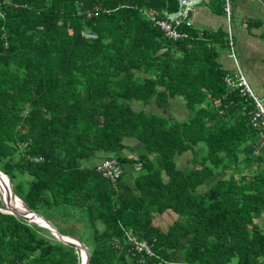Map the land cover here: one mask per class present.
Here are the masks:
<instances>
[{
  "label": "trees",
  "instance_id": "obj_1",
  "mask_svg": "<svg viewBox=\"0 0 264 264\" xmlns=\"http://www.w3.org/2000/svg\"><path fill=\"white\" fill-rule=\"evenodd\" d=\"M176 9L177 0H0V171L57 230L55 211L85 222L89 244L78 240L90 264H175L174 255L264 264L251 101L224 82L225 34L192 23L173 41L143 14ZM177 100L185 118L173 112ZM134 144L137 158L124 154ZM186 153L192 167L181 168ZM108 158L123 169L115 185L98 172ZM242 165L250 177L237 181ZM128 233L156 257L133 254ZM0 264H80V253L0 212Z\"/></svg>",
  "mask_w": 264,
  "mask_h": 264
},
{
  "label": "crops",
  "instance_id": "obj_2",
  "mask_svg": "<svg viewBox=\"0 0 264 264\" xmlns=\"http://www.w3.org/2000/svg\"><path fill=\"white\" fill-rule=\"evenodd\" d=\"M234 43L236 60L228 57L225 45H217L220 54L219 63L229 74L237 73L244 76L252 91L260 97H264V0H232ZM193 27L198 32L211 33L213 35L227 31L226 19L221 11V3L216 0H205L191 16ZM218 32V33H217ZM260 134V132L258 131ZM134 148V146L132 147ZM128 154L130 156H134ZM252 162V170L257 175H264V148L257 149ZM190 160V159H189ZM181 168L192 167L191 162L181 165ZM237 181L249 176V169L242 165L236 171ZM228 179L229 172H220L217 176ZM240 178V179H239ZM131 181V179H128ZM214 181L203 188V192L213 185ZM157 221V220H156ZM255 225L264 236V209L255 219Z\"/></svg>",
  "mask_w": 264,
  "mask_h": 264
},
{
  "label": "built area",
  "instance_id": "obj_3",
  "mask_svg": "<svg viewBox=\"0 0 264 264\" xmlns=\"http://www.w3.org/2000/svg\"><path fill=\"white\" fill-rule=\"evenodd\" d=\"M220 1L222 13L227 23V31L224 36V41L226 47L229 48L228 57L236 60L234 32L232 27V0ZM203 2H205V0H177V9L173 12L164 10L161 13V17L149 15L147 10H143V14L146 15L150 22L158 27L167 38L177 41L184 37V35L178 31V27L191 26L193 23L191 16L196 9L203 4ZM84 36L86 38L94 37L89 34H85ZM224 82L230 90H239L241 96L246 97L251 101L253 109L251 112L250 122L252 127L260 132V136L262 138L257 149L264 148V97L257 96L252 91L246 78L241 74L227 73L224 77ZM257 149L253 151V154H257ZM140 166L141 165L138 164V167ZM98 172L103 178L109 180L113 185H115L116 181L122 176L123 169L115 158H108L100 164ZM0 212L4 213L5 211L0 209ZM126 237L128 242L133 246V248H131L133 254H140L147 258L156 257L151 244L144 240H138V238L130 235L129 233L126 234ZM161 262L159 264H161Z\"/></svg>",
  "mask_w": 264,
  "mask_h": 264
},
{
  "label": "rangeland",
  "instance_id": "obj_4",
  "mask_svg": "<svg viewBox=\"0 0 264 264\" xmlns=\"http://www.w3.org/2000/svg\"><path fill=\"white\" fill-rule=\"evenodd\" d=\"M225 47V50L227 51L228 50V53H229V48L224 46ZM219 57H220V54H219ZM175 102V106L173 107V112L176 114H174L175 116H177L178 119H182V118H185L186 115H187V111L186 109L184 108L183 104L180 102V100H177V101H174ZM134 106V108L136 109H141L142 107L139 105V102H135V105L134 103L132 104V107ZM150 108H152V110H155V107H154V104H151L150 105ZM172 113V112H171ZM181 117V118H180ZM249 142V140H248ZM134 146V148H132ZM131 148L127 149L126 151H124V154L128 156V154H132L133 151H136L137 150V147L136 144H134ZM264 155V154H262ZM134 158H137V156H134ZM192 158L191 154L189 153H186L184 154L183 156H180V158L178 159V166L181 165H186L188 160ZM192 164V162H191ZM130 177V175H129ZM240 179V178H239ZM7 186V185H6ZM1 194H0V201L4 200L7 202V198L3 195V191H1ZM13 201V199H12ZM12 208L14 209V205L12 204ZM3 210V209H1ZM53 214H56V217L52 219V222L57 226L58 230L61 232V234H65V235H68V236H71V237H74L76 239H79L81 241H83L84 244H89V237H90V229L87 227V225L85 224V222L83 221H78V219H71L68 217L69 213H62V212H53ZM67 216V217H64V216ZM60 216V219L59 217ZM63 217V218H62ZM49 219H51L50 216H48ZM57 218V219H56ZM63 219V221L61 220ZM68 220V221H66ZM171 220L170 217L168 216H164V217H160L159 219H157L156 223L159 224V225H163L164 226H167L169 224V221ZM165 229V228H164ZM174 260H175V264H182L181 261H179V257L177 255H174L173 256Z\"/></svg>",
  "mask_w": 264,
  "mask_h": 264
},
{
  "label": "water",
  "instance_id": "obj_5",
  "mask_svg": "<svg viewBox=\"0 0 264 264\" xmlns=\"http://www.w3.org/2000/svg\"><path fill=\"white\" fill-rule=\"evenodd\" d=\"M0 179H2L3 181L5 180L6 182V187H7V202L2 200L1 201V205L3 207V210L5 211V214H11L14 216H17L19 218H22L25 221L34 223L46 230H48L57 240L73 246L75 249H77L80 253V264H90V254L87 250V248L76 238L65 235V234H61L56 227L50 222L48 221L44 216L33 212L32 210H30L26 204L20 199L18 198L13 192H12V186L11 183L8 179V177L2 173L0 171ZM1 194V192H0ZM12 198L13 201L16 202V200H18L22 205H23V211H15V209L12 208Z\"/></svg>",
  "mask_w": 264,
  "mask_h": 264
},
{
  "label": "bare ground",
  "instance_id": "obj_6",
  "mask_svg": "<svg viewBox=\"0 0 264 264\" xmlns=\"http://www.w3.org/2000/svg\"><path fill=\"white\" fill-rule=\"evenodd\" d=\"M0 190L3 191V195L7 198L8 197V194H7V187H6V184H5V181H3L2 179H0ZM13 199V198H12ZM13 205H14V209L15 211H23V205L18 201L16 200V202L12 201Z\"/></svg>",
  "mask_w": 264,
  "mask_h": 264
}]
</instances>
